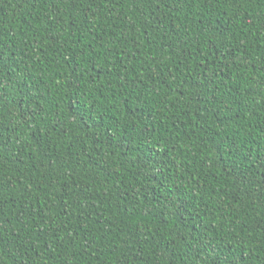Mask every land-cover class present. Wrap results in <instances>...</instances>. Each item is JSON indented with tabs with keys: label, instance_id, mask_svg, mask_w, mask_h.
Segmentation results:
<instances>
[{
	"label": "trees",
	"instance_id": "trees-1",
	"mask_svg": "<svg viewBox=\"0 0 264 264\" xmlns=\"http://www.w3.org/2000/svg\"><path fill=\"white\" fill-rule=\"evenodd\" d=\"M0 264H264V0H0Z\"/></svg>",
	"mask_w": 264,
	"mask_h": 264
}]
</instances>
